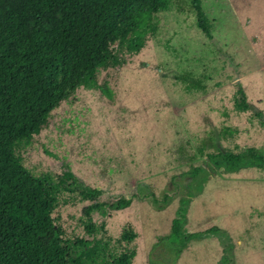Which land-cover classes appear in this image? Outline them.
Returning <instances> with one entry per match:
<instances>
[{
  "label": "rangeland",
  "instance_id": "rangeland-1",
  "mask_svg": "<svg viewBox=\"0 0 264 264\" xmlns=\"http://www.w3.org/2000/svg\"><path fill=\"white\" fill-rule=\"evenodd\" d=\"M200 1L211 39L197 28L190 0H171L156 14L139 54L99 71L112 99L79 88L20 151L35 175L67 169L102 191L94 202L103 206L91 224H103L112 238L132 227L138 238L131 264H148L156 239L169 233L189 194L187 232H219L191 240L176 264H221L223 256L228 264H264V166L231 171L208 157L264 152V0ZM238 91L246 96L245 112L234 109ZM200 167L205 173L195 177ZM141 183L157 197L172 195L170 205L158 211L137 199ZM121 199L131 204L117 210ZM88 205L71 200L54 212L62 240L90 239L83 215Z\"/></svg>",
  "mask_w": 264,
  "mask_h": 264
},
{
  "label": "trees",
  "instance_id": "trees-1",
  "mask_svg": "<svg viewBox=\"0 0 264 264\" xmlns=\"http://www.w3.org/2000/svg\"><path fill=\"white\" fill-rule=\"evenodd\" d=\"M170 1L0 0V264H131L136 257L138 235L132 227L112 238L104 233L103 224L98 228L91 224L92 213L103 206L94 202L102 195L99 188L84 186L67 169L60 175H35L24 165L20 151L79 88L112 99L107 83H99V71L139 54L153 32L156 14L167 10ZM190 4L197 28L211 39L212 26L201 1ZM233 105L236 111L248 110L242 91ZM208 157L231 171L264 166V152L254 148ZM201 172L205 170L200 167L192 174ZM201 190L200 183L198 193ZM136 198L158 211L173 200L170 194L157 197L143 183L137 186ZM192 198L189 194L179 202L170 231L156 239L148 264H176L191 240L218 234L216 228L187 232ZM71 200L90 202L83 212L89 240H62L53 214ZM130 204L131 199H121L116 209ZM220 263L228 264V257Z\"/></svg>",
  "mask_w": 264,
  "mask_h": 264
},
{
  "label": "crops",
  "instance_id": "crops-1",
  "mask_svg": "<svg viewBox=\"0 0 264 264\" xmlns=\"http://www.w3.org/2000/svg\"><path fill=\"white\" fill-rule=\"evenodd\" d=\"M205 237H206L205 235H202V236H200L198 239H201V238L203 239V238H205ZM184 255H188L186 249L183 251V256H184Z\"/></svg>",
  "mask_w": 264,
  "mask_h": 264
}]
</instances>
